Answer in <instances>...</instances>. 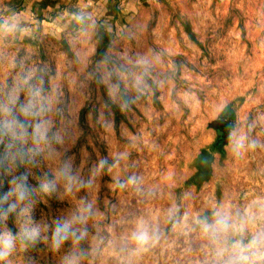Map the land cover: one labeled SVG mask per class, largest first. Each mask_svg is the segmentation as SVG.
Returning <instances> with one entry per match:
<instances>
[{
	"label": "rangeland",
	"instance_id": "obj_1",
	"mask_svg": "<svg viewBox=\"0 0 264 264\" xmlns=\"http://www.w3.org/2000/svg\"><path fill=\"white\" fill-rule=\"evenodd\" d=\"M21 3L0 0V194L21 175L32 191L2 205L16 209L0 232L18 238L0 264H224L237 250L199 224L221 210L246 243L264 233V0H149L117 37L67 43L23 40ZM66 163L74 181L58 175ZM58 221L75 235L55 248ZM140 222L155 239L136 253ZM25 224L35 241L19 237Z\"/></svg>",
	"mask_w": 264,
	"mask_h": 264
},
{
	"label": "clouds",
	"instance_id": "obj_2",
	"mask_svg": "<svg viewBox=\"0 0 264 264\" xmlns=\"http://www.w3.org/2000/svg\"><path fill=\"white\" fill-rule=\"evenodd\" d=\"M31 105L22 108V111L27 115L31 114ZM4 127L10 130L13 136H16L15 128H24L19 122L6 123ZM21 136L27 135L26 130L20 133ZM33 139L37 144L48 139L47 122L37 123L32 132ZM36 154L35 149L31 150ZM107 162L101 161L100 167H103ZM69 181H74L75 177L71 175V167L65 164L58 173ZM13 187L7 192L0 194V220L7 218L9 212L16 209V204L8 205V208H3L2 205L9 200L10 197H15L19 201L26 200L31 189L27 184V176L21 175L12 181ZM56 188L55 180L45 179L40 184L41 191L50 193ZM24 209L22 211H26ZM83 219V217H80ZM202 232L206 235L213 244L226 245L228 248L236 249L237 251L224 264H264V233L254 235L247 243L242 237L244 227L242 223L234 222L231 215L225 211H217L214 213V219L209 221L207 217L199 221ZM75 235L71 229V221H58L52 235L53 246L59 248L60 245L68 239L69 235ZM19 237L29 241H35L39 237V229L36 227H28L27 224L20 230ZM17 236L11 231L0 232V261L5 260L15 247ZM155 236L143 222L137 224L129 236V241L135 246L134 252L139 253L154 241ZM256 256L257 259H253ZM68 264H73L72 260Z\"/></svg>",
	"mask_w": 264,
	"mask_h": 264
},
{
	"label": "crops",
	"instance_id": "obj_3",
	"mask_svg": "<svg viewBox=\"0 0 264 264\" xmlns=\"http://www.w3.org/2000/svg\"><path fill=\"white\" fill-rule=\"evenodd\" d=\"M151 1V0H150ZM149 0H22L12 11L13 29L23 40L41 33L63 39L115 38Z\"/></svg>",
	"mask_w": 264,
	"mask_h": 264
},
{
	"label": "water",
	"instance_id": "obj_4",
	"mask_svg": "<svg viewBox=\"0 0 264 264\" xmlns=\"http://www.w3.org/2000/svg\"><path fill=\"white\" fill-rule=\"evenodd\" d=\"M212 126L218 128L221 132L222 138L226 141L229 137L230 132V121L227 119H219L214 120L211 123ZM212 155L210 152L205 151L204 155L202 156V159L207 158V160L211 159Z\"/></svg>",
	"mask_w": 264,
	"mask_h": 264
}]
</instances>
